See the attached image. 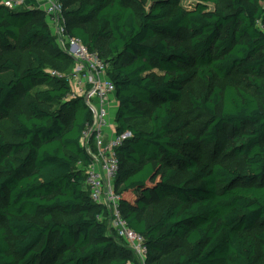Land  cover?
Listing matches in <instances>:
<instances>
[{
    "label": "trees",
    "instance_id": "1",
    "mask_svg": "<svg viewBox=\"0 0 264 264\" xmlns=\"http://www.w3.org/2000/svg\"><path fill=\"white\" fill-rule=\"evenodd\" d=\"M60 1L68 34L108 64L115 134L129 133L115 148L114 188L144 239V264L264 258V0ZM38 42L67 63L62 76L31 49ZM15 50H28L32 64L3 56ZM73 67L43 11L0 4V264L136 260L90 198L82 136L93 114L71 95ZM192 81L199 93L186 100L201 126L173 137L183 126L173 127L174 104Z\"/></svg>",
    "mask_w": 264,
    "mask_h": 264
},
{
    "label": "built area",
    "instance_id": "2",
    "mask_svg": "<svg viewBox=\"0 0 264 264\" xmlns=\"http://www.w3.org/2000/svg\"><path fill=\"white\" fill-rule=\"evenodd\" d=\"M0 4L14 9L38 8L49 18V25L54 24L55 31L62 37L64 36L65 42L62 48L76 62L72 74L67 76L71 86V95L83 97L93 114V121L82 136V143L92 158L85 168V182L90 190V198L109 210V227L125 241L136 258L144 259L147 253L144 239L128 226L120 210V196L114 188V179L118 171L115 148L123 138L129 136V133L116 135L114 131L113 136L104 140V130L110 125L107 97L115 92L113 83L106 75L108 64L99 57L96 51L89 50L80 39L70 36L61 27V22L63 25L66 22L65 9L59 0H0ZM51 74L62 76L53 70ZM91 136H93L91 143L94 151L90 147L89 138Z\"/></svg>",
    "mask_w": 264,
    "mask_h": 264
},
{
    "label": "rangeland",
    "instance_id": "3",
    "mask_svg": "<svg viewBox=\"0 0 264 264\" xmlns=\"http://www.w3.org/2000/svg\"><path fill=\"white\" fill-rule=\"evenodd\" d=\"M73 1H72V5H76L79 0H73ZM142 1L147 7L149 0H142ZM191 2H192V0H181L182 5L185 7L190 6ZM52 18H53V16H52ZM47 20L49 21V18H47ZM68 26H70V25H68ZM84 26L86 28H88L89 30H92L94 28V22L93 21L88 22V23L84 24ZM61 27L65 30L66 33H68L67 24L63 25L61 22ZM50 28H51L52 33L55 34V36H56V43L58 44V46L62 47L64 45V42H65V39L63 38L64 36L62 37V35L60 33L55 31L54 24H50ZM31 49L34 50L39 56L44 58L50 64L51 70L56 71L58 73L63 72V69L66 67L67 63L55 59L53 56V53L51 51V47L49 45L45 44L44 42H38L36 45L31 47ZM3 56H9V57L14 58V60L18 62L21 69L32 64L31 54L28 50H15V51H11V52L6 53ZM75 64H76V62H74V66L76 67ZM154 73L157 76H159L161 74L157 70H155ZM216 82L218 84L223 83L222 81H219V80H217ZM199 89H200V86H199L198 82L192 81V82L188 83L183 89V92H184L183 99L180 102L174 104V108L177 111L178 118H177L176 122L173 124V127L177 126V124L179 122L183 123V126L178 130V132L172 133L173 137L185 136L187 133H190V132L194 133V134L198 133V129L201 126L200 121L202 119L198 118L196 113L194 111H192L191 106L188 104V102L186 100V92L191 91L193 94L198 95ZM16 109H17V106L15 105V103L12 104L11 105V112H13ZM140 122H141L143 127H145V128L148 127L146 117H143ZM1 126L5 130V132L10 133V130H12V128L14 127V120L12 119V117L10 115H8V118L2 123ZM172 255H173V253L170 252V254L165 256L163 259L169 258V256H172ZM144 260H145V258L141 259V260L136 258V260L134 261L133 264H144ZM255 264H264V258L261 256V254L259 252H257V254H256Z\"/></svg>",
    "mask_w": 264,
    "mask_h": 264
},
{
    "label": "crops",
    "instance_id": "4",
    "mask_svg": "<svg viewBox=\"0 0 264 264\" xmlns=\"http://www.w3.org/2000/svg\"><path fill=\"white\" fill-rule=\"evenodd\" d=\"M74 68H75V66H74ZM74 68H73V70H74ZM117 106H118V102H117L116 95L114 92L107 97V109L109 111V124L110 125L107 128H105V130H104V140L105 141L109 137L114 135V131H115L114 118H115ZM112 126L114 127L113 129H112Z\"/></svg>",
    "mask_w": 264,
    "mask_h": 264
}]
</instances>
